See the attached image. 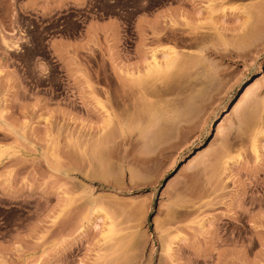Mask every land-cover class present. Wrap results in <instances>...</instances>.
Masks as SVG:
<instances>
[{
    "label": "rangeland",
    "instance_id": "obj_1",
    "mask_svg": "<svg viewBox=\"0 0 264 264\" xmlns=\"http://www.w3.org/2000/svg\"><path fill=\"white\" fill-rule=\"evenodd\" d=\"M0 264H264V0H0Z\"/></svg>",
    "mask_w": 264,
    "mask_h": 264
},
{
    "label": "bare ground",
    "instance_id": "obj_2",
    "mask_svg": "<svg viewBox=\"0 0 264 264\" xmlns=\"http://www.w3.org/2000/svg\"><path fill=\"white\" fill-rule=\"evenodd\" d=\"M172 49V48H171ZM169 50V49H168ZM176 51V50H175ZM175 51H173V49L172 50H170V52H167V54L168 55H166L167 56V62L165 63V65H161L158 61H157V59L156 58H154V62L153 63H150L149 64V66H148V69H147V73H148V75L149 74H157V77L159 76V78H158V81L160 80V75H161V72H165L166 70H168V69H170L171 67H172V65L175 63H173V61H175V59H174V57H176V55H177V53L175 52ZM176 53V54H175ZM169 72V71H168ZM159 73H160V75H159ZM162 75H164V73L162 74ZM166 75V74H165ZM171 75V74H170ZM173 75V74H172ZM171 75V76H172ZM157 77L155 78V80H157ZM137 78V77H136ZM141 78V77H140ZM165 79V78H164ZM137 80V79H136ZM152 80H153V77H152ZM163 80V79H162ZM147 81V80H146ZM157 81V82H158ZM164 81H166V80H164ZM163 81V82H164ZM261 81H262V78L260 77V78H257L254 82H251L250 84H247L245 87H244V89L246 88V87H248L247 88V91H249V90H253V89H255V88H257V87H259V85H260V83H261ZM139 83L141 82V80L140 81H138ZM137 82V83H138ZM143 82V81H142ZM145 82V81H144ZM143 82V83H144ZM155 83V82H154ZM162 83V82H161ZM166 83V82H165ZM150 84H152V83H150ZM148 85V87L150 86V88H152L151 87V85ZM164 84V83H163ZM139 85V84H138ZM142 85V84H141ZM155 85H157L156 83H155ZM140 86V85H139ZM136 87H138V86H136ZM142 87V90L144 89L143 88V86H141ZM154 88L156 87V86H153ZM158 87V86H157ZM156 87V88H157ZM149 88V91L151 90L152 92H153V90H155L154 88L153 89H150ZM162 89H164L163 88V86L161 87ZM161 88H158V89H161ZM165 88H166V86H165ZM141 89V88H140ZM144 91V90H143ZM149 91H147V93H148V95L150 94H154V92L152 93H149ZM156 91H157V89H156ZM155 91V92H156ZM158 92V91H157ZM164 92V91H163ZM146 93V94H147ZM160 93V92H159ZM156 94V93H155ZM157 95V94H156ZM152 96V95H151ZM154 96V95H153ZM158 96H159V94H158ZM167 119V118H166ZM165 119V120H166ZM164 120V121H165ZM168 121V120H167ZM170 121V120H169ZM168 121V122H169ZM167 122V123H168ZM127 123H129V122H127ZM127 123H125L124 125L126 126V127H128L129 128V125L127 124ZM170 124V123H169ZM161 132V131H160ZM162 132H163V130H162ZM164 133V132H163ZM143 133L141 132V135H142ZM158 135H160L159 133H157ZM220 134V130H218V132H217V136ZM163 135V134H162ZM190 164L189 163H187L184 167H186V166H189ZM113 229H115V227H111L110 226V230H109V235L111 234V235H113L112 233L114 232L113 231ZM107 233V234H108Z\"/></svg>",
    "mask_w": 264,
    "mask_h": 264
}]
</instances>
